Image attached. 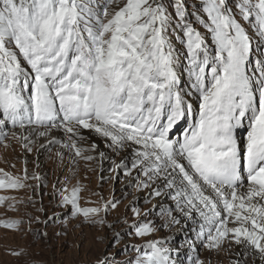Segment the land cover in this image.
<instances>
[{
    "label": "snow or ice",
    "instance_id": "6c2138e0",
    "mask_svg": "<svg viewBox=\"0 0 264 264\" xmlns=\"http://www.w3.org/2000/svg\"><path fill=\"white\" fill-rule=\"evenodd\" d=\"M173 7L174 15L164 0H0V137L18 129L13 136L30 152L33 134L63 129L70 143L62 147L91 160L78 141L83 130L95 131L115 150L131 151L117 168L135 172L138 188L174 202L161 207L169 223H179L174 212L195 218L206 248L228 239L264 258V59L253 67V35L240 22L264 44V0H200L192 12L174 0ZM174 29L182 32L187 91ZM181 121L187 127L173 138ZM28 179L26 168L22 177L0 169V188L29 187ZM59 191L92 223L103 224L99 214L117 204L81 207V188H69L67 178ZM8 199L14 210L15 198L0 203ZM20 223L0 220L8 229ZM133 227L140 237L156 231L151 221ZM164 244L146 239L134 264H172Z\"/></svg>",
    "mask_w": 264,
    "mask_h": 264
},
{
    "label": "rangeland",
    "instance_id": "374dc122",
    "mask_svg": "<svg viewBox=\"0 0 264 264\" xmlns=\"http://www.w3.org/2000/svg\"><path fill=\"white\" fill-rule=\"evenodd\" d=\"M184 2L189 12L200 5V0ZM164 3L174 15V0H164ZM228 3L232 6L235 0H228ZM190 19L195 27L203 31L194 18ZM240 22L253 35L250 60L255 67L258 58L264 59V44L254 35L247 21ZM181 36L179 29L170 30V39L178 53L180 87L187 91L190 82L184 72L186 61ZM190 100L195 102L196 96L193 95ZM186 127L187 121H181L172 132L173 138L182 136ZM6 131L7 135L0 137V169L22 177L26 168L29 187L0 188V196L15 198L14 210L9 207L14 202L12 199L0 203V220L21 221L17 229L0 225V264H97L104 259L108 264H134L137 256L147 250L146 239L165 241L164 246L170 249L172 264H194L197 258L204 264H257L255 251L249 249L246 254V246L237 245L235 241L225 239L219 248H206L197 237L199 225L195 218H186L174 212L179 223H169L167 215L161 213V207L174 209V202L164 195L149 196L148 189L137 187L135 172L126 176L123 167L117 168L118 164L130 161L131 151L128 148L117 151L110 140L95 131L83 130V139L78 144L87 150L84 155L93 157L87 160L75 156L68 147H62L70 143L68 134L63 129H54L50 134L60 137L58 143L49 144L46 141L44 145L42 137L33 134L32 151L29 152L13 136L18 129L9 126ZM237 135L242 140L246 139V130L239 129ZM93 144L96 146L94 150ZM33 175L40 179H31ZM66 178L69 188L78 182L81 207L102 206L106 201L117 202L115 208L109 207L107 213L99 214L103 224L74 215L71 205L62 202L59 190ZM133 209H139V217L134 215ZM148 221L152 222L156 231L147 237L135 235L133 225ZM13 252L20 254L13 255Z\"/></svg>",
    "mask_w": 264,
    "mask_h": 264
},
{
    "label": "bare ground",
    "instance_id": "6f19581e",
    "mask_svg": "<svg viewBox=\"0 0 264 264\" xmlns=\"http://www.w3.org/2000/svg\"><path fill=\"white\" fill-rule=\"evenodd\" d=\"M53 138H55L56 140L57 139H60V137L58 138V135H56L55 133H53V134H50L48 137H42V144H44L45 145V143H46V141H47V143H48V141L49 140H51V139H53ZM39 141V140H38ZM240 250V249H239ZM245 250V249H244ZM248 252H250L249 251V248H247L246 247V254L248 253ZM254 254H256V256H257V264H264V258H262L258 253H254Z\"/></svg>",
    "mask_w": 264,
    "mask_h": 264
}]
</instances>
